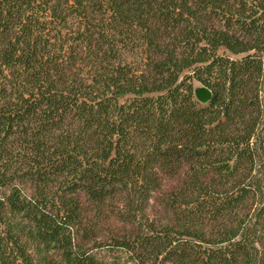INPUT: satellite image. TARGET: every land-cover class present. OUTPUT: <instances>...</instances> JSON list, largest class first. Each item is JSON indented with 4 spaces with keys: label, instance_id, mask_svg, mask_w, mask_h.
Wrapping results in <instances>:
<instances>
[{
    "label": "trees",
    "instance_id": "1",
    "mask_svg": "<svg viewBox=\"0 0 264 264\" xmlns=\"http://www.w3.org/2000/svg\"><path fill=\"white\" fill-rule=\"evenodd\" d=\"M263 240L264 0H0V264H264Z\"/></svg>",
    "mask_w": 264,
    "mask_h": 264
},
{
    "label": "water",
    "instance_id": "2",
    "mask_svg": "<svg viewBox=\"0 0 264 264\" xmlns=\"http://www.w3.org/2000/svg\"><path fill=\"white\" fill-rule=\"evenodd\" d=\"M195 97L201 103H205L210 99V93L207 89L202 87H197L194 90Z\"/></svg>",
    "mask_w": 264,
    "mask_h": 264
},
{
    "label": "rangeland",
    "instance_id": "3",
    "mask_svg": "<svg viewBox=\"0 0 264 264\" xmlns=\"http://www.w3.org/2000/svg\"><path fill=\"white\" fill-rule=\"evenodd\" d=\"M151 207L154 208V209L156 210L157 208H159V205L157 204L156 201H152V202H151ZM263 246H264V240H263Z\"/></svg>",
    "mask_w": 264,
    "mask_h": 264
}]
</instances>
